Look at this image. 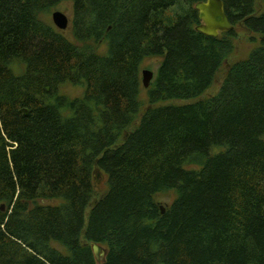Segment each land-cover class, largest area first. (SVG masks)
I'll use <instances>...</instances> for the list:
<instances>
[{"label":"trees","instance_id":"16d2710c","mask_svg":"<svg viewBox=\"0 0 264 264\" xmlns=\"http://www.w3.org/2000/svg\"><path fill=\"white\" fill-rule=\"evenodd\" d=\"M204 1L0 0V264H98L91 243L100 264H264V12L222 0L259 45L200 99L234 38L195 30ZM65 2L72 40L44 21Z\"/></svg>","mask_w":264,"mask_h":264},{"label":"rangeland","instance_id":"374dc122","mask_svg":"<svg viewBox=\"0 0 264 264\" xmlns=\"http://www.w3.org/2000/svg\"><path fill=\"white\" fill-rule=\"evenodd\" d=\"M255 7H256L257 13L264 12V0H257ZM55 11L62 12L69 19L68 27L62 32L68 39L72 40V38H71V36H72L71 35V18H72V5H71V3L65 2V3L58 4L54 8L53 11H51L49 14L44 16V21L53 27H55V26L52 23V14ZM174 11H176V8H172V9L168 10L169 13H172ZM58 31H60V30H58ZM233 32H234V38L232 41L233 51L229 55L228 59L224 62L223 67L217 73V75H216L212 85L210 86V88L205 91V93L200 97V99L208 98V97L216 94L218 89H219V86L221 84V81L223 80L224 71L228 67V64L235 62V61L247 59L249 57L250 52L254 48L258 47V45H259V36L258 35L250 34L249 32H247L246 30H244L243 28H241L237 25L234 26ZM251 37H254V40L250 39ZM105 51H106V43H100L98 45V52L104 53ZM160 62H161V59L159 57L148 58V59L144 60V62L141 65V72L143 70L151 71L153 73V79H152V81H153L157 75V70H158V67L160 65ZM14 66H12V70L14 71V73L16 75H20L22 73V67L19 65H17V66L14 65ZM140 77H141V75H140ZM152 81H151V83H152ZM146 90L147 89L141 88L140 94H139L141 103L143 104V108L147 106V92H146ZM61 93H62V95H65L69 98H76V97H80L82 95L83 88L82 87H75V86H71V85L67 84L61 88ZM177 103H180V102H177ZM220 150L221 149H219V148H213V153H217ZM102 175H103V173H102ZM105 182H106V177L104 175H103V180L100 183H97V181L95 180V183H96L95 187H96V191L98 192V194L107 189V185ZM173 199H175V195L173 192H169V193L163 194V195H158L156 197V201L158 202L159 207L161 206L164 209L170 206ZM43 203H46V202H43ZM53 246L65 254V251L63 250V248L61 246H59L58 244H53Z\"/></svg>","mask_w":264,"mask_h":264},{"label":"water","instance_id":"95a60500","mask_svg":"<svg viewBox=\"0 0 264 264\" xmlns=\"http://www.w3.org/2000/svg\"><path fill=\"white\" fill-rule=\"evenodd\" d=\"M198 18L201 22L195 30L207 37L217 38L220 33L231 32L234 27L229 21L222 0H206L195 5ZM52 23L56 29L64 31L69 24V19L60 11H55L52 14ZM264 41V36L261 38ZM153 79V73L149 70L141 72V83L143 88L147 89ZM94 180L100 183L103 180V175L98 167H94L92 174ZM3 207H1L2 209ZM161 213L165 212L163 207H159ZM91 249L96 261L100 264L105 256V249L96 243H91Z\"/></svg>","mask_w":264,"mask_h":264},{"label":"flooded vegetation","instance_id":"af4514ba","mask_svg":"<svg viewBox=\"0 0 264 264\" xmlns=\"http://www.w3.org/2000/svg\"><path fill=\"white\" fill-rule=\"evenodd\" d=\"M200 24H201V22H200Z\"/></svg>","mask_w":264,"mask_h":264}]
</instances>
